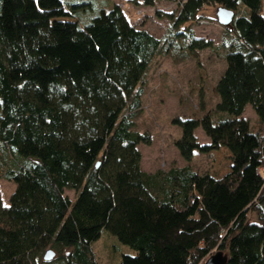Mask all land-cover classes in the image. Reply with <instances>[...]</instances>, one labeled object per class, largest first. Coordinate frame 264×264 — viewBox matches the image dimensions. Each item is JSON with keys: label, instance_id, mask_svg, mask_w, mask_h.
I'll list each match as a JSON object with an SVG mask.
<instances>
[{"label": "trees", "instance_id": "16d2710c", "mask_svg": "<svg viewBox=\"0 0 264 264\" xmlns=\"http://www.w3.org/2000/svg\"><path fill=\"white\" fill-rule=\"evenodd\" d=\"M102 1L95 11L93 0H0V178L14 185L7 205L0 194V264H97L103 230L134 251L120 264H202L218 251L226 264H264L263 0H165L176 5L159 15L172 26L166 43ZM214 6L235 13L215 86L221 118H175L174 146L186 163L226 149L230 172H144L143 79L171 44L211 46L182 28Z\"/></svg>", "mask_w": 264, "mask_h": 264}, {"label": "rangeland", "instance_id": "374dc122", "mask_svg": "<svg viewBox=\"0 0 264 264\" xmlns=\"http://www.w3.org/2000/svg\"><path fill=\"white\" fill-rule=\"evenodd\" d=\"M93 1L98 2L99 8L95 11L106 9L101 6V3L105 4L104 1ZM132 1L106 0L108 4H118L125 16L139 29L146 30L166 43L172 26L169 20L159 15L175 11L176 5L159 0L154 6L147 7L143 5V0H135L136 5ZM217 9L216 6L204 8L195 22L182 28L183 31H192L195 39L209 43V48L189 54L182 49H175L177 46L171 44L166 52L155 57L146 72L141 88L140 107L134 118V131L148 137V142L138 145L140 167L144 172L167 171L186 165L199 174H208L215 179L230 172V154L226 149L220 148L208 154L195 153L192 161L186 163L174 146L181 135L180 128L173 123L175 118L200 119L204 115L212 116L215 121L218 117L221 118L215 110L218 102L215 86L225 69L222 44L224 40L234 36L228 32V28L218 23ZM261 15L264 16V0ZM254 114L251 107L247 106L242 115L251 126L256 125ZM195 137L201 145L209 143L200 128L195 130ZM13 190L12 183L0 178V194L4 205L8 204ZM65 193L70 199H74V191ZM256 217L255 213H251L248 219L254 221ZM91 250L97 264H120L123 255L134 254L133 250L105 230L92 243Z\"/></svg>", "mask_w": 264, "mask_h": 264}, {"label": "water", "instance_id": "95a60500", "mask_svg": "<svg viewBox=\"0 0 264 264\" xmlns=\"http://www.w3.org/2000/svg\"><path fill=\"white\" fill-rule=\"evenodd\" d=\"M218 23L226 28H230L234 21L235 13L225 7H218L216 12ZM55 257L52 250H47L43 256V260L50 261ZM227 256L218 251L210 255L202 264H226Z\"/></svg>", "mask_w": 264, "mask_h": 264}]
</instances>
